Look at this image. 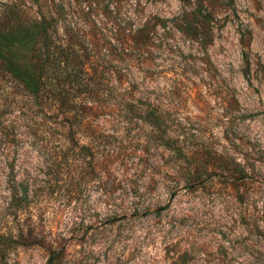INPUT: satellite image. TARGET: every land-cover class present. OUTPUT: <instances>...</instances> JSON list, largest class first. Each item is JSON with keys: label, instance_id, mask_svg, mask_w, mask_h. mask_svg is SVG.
I'll return each mask as SVG.
<instances>
[{"label": "rangeland", "instance_id": "374dc122", "mask_svg": "<svg viewBox=\"0 0 264 264\" xmlns=\"http://www.w3.org/2000/svg\"><path fill=\"white\" fill-rule=\"evenodd\" d=\"M39 20L86 76L0 67V264H264V0H0Z\"/></svg>", "mask_w": 264, "mask_h": 264}, {"label": "trees", "instance_id": "16d2710c", "mask_svg": "<svg viewBox=\"0 0 264 264\" xmlns=\"http://www.w3.org/2000/svg\"><path fill=\"white\" fill-rule=\"evenodd\" d=\"M48 24L51 25L47 20L18 21L8 28L0 24V67L20 82L37 103L46 97L53 100L67 98L65 91L57 92L49 75V66L57 61L61 60L66 67L65 78L70 84H80L86 76V72L76 65L73 49L55 43ZM26 193L23 199L17 200L18 204L28 197ZM15 238L24 240V231ZM57 256L58 252L53 251L49 264H54Z\"/></svg>", "mask_w": 264, "mask_h": 264}]
</instances>
